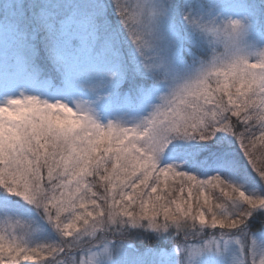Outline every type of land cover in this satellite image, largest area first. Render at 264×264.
<instances>
[{
  "label": "snow or ice",
  "instance_id": "6c2138e0",
  "mask_svg": "<svg viewBox=\"0 0 264 264\" xmlns=\"http://www.w3.org/2000/svg\"><path fill=\"white\" fill-rule=\"evenodd\" d=\"M0 264H264V0H0Z\"/></svg>",
  "mask_w": 264,
  "mask_h": 264
},
{
  "label": "rangeland",
  "instance_id": "374dc122",
  "mask_svg": "<svg viewBox=\"0 0 264 264\" xmlns=\"http://www.w3.org/2000/svg\"><path fill=\"white\" fill-rule=\"evenodd\" d=\"M250 187V186H249ZM25 207H27V206H25Z\"/></svg>",
  "mask_w": 264,
  "mask_h": 264
}]
</instances>
